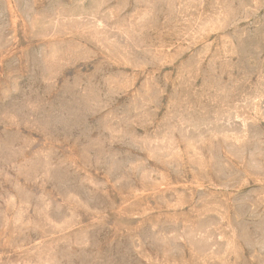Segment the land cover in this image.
Masks as SVG:
<instances>
[{"label": "rangeland", "instance_id": "374dc122", "mask_svg": "<svg viewBox=\"0 0 264 264\" xmlns=\"http://www.w3.org/2000/svg\"><path fill=\"white\" fill-rule=\"evenodd\" d=\"M0 264H264V0H0Z\"/></svg>", "mask_w": 264, "mask_h": 264}]
</instances>
